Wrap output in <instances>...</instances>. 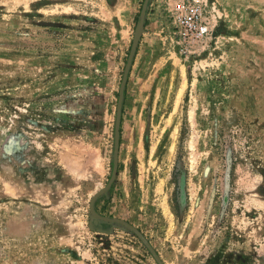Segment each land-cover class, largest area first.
Here are the masks:
<instances>
[{"label": "rangeland", "instance_id": "374dc122", "mask_svg": "<svg viewBox=\"0 0 264 264\" xmlns=\"http://www.w3.org/2000/svg\"><path fill=\"white\" fill-rule=\"evenodd\" d=\"M197 1L208 33L185 52L166 17L165 91L139 137L120 122L94 208L164 264H264V0ZM105 12L0 0V264H158L89 210L131 45L109 82Z\"/></svg>", "mask_w": 264, "mask_h": 264}, {"label": "crops", "instance_id": "0c3cea01", "mask_svg": "<svg viewBox=\"0 0 264 264\" xmlns=\"http://www.w3.org/2000/svg\"><path fill=\"white\" fill-rule=\"evenodd\" d=\"M103 1L106 3L105 16L112 22L114 36L108 51L99 60V66L103 68L106 80L114 83L131 43L141 0ZM173 13L174 8L168 0L148 1L143 29L124 88L121 119V127L129 126L137 132V137L147 125L148 115L158 106L157 99L165 91V30L169 28L166 17Z\"/></svg>", "mask_w": 264, "mask_h": 264}, {"label": "water", "instance_id": "95a60500", "mask_svg": "<svg viewBox=\"0 0 264 264\" xmlns=\"http://www.w3.org/2000/svg\"><path fill=\"white\" fill-rule=\"evenodd\" d=\"M148 1L149 0H143L141 10H140L139 19H138L136 27L133 31V37H132L130 49L128 52V56L126 58V63H125L124 69H123L122 78H121V82H120V86H119L118 100H117V107H116V117H115V128H114L115 140H114V156H113L112 174H111L110 179L107 182V184L102 189H100L99 191L94 193V195L91 197V199L89 201V210H90V213L96 219L106 221V222L119 223V224L127 227L128 229H130L141 240V242L145 245V247L149 250V252L153 256V258L156 260V262L158 264H164L162 262V260L160 259L159 255L156 253L154 248L149 243V241L145 238V236L136 227H134L130 223L123 221L121 219L111 218V217H106V216L100 215L94 208V202L96 201V199L99 196L104 194L109 189V187L111 186L112 182L114 181L116 173H117L119 133H120L121 110H122V101H123V97H124V88L126 85L128 72H129V69H130L131 64H132L133 56L135 54L136 46H137L138 40L140 38L142 29H143L145 12H146Z\"/></svg>", "mask_w": 264, "mask_h": 264}, {"label": "built area", "instance_id": "2783aa9c", "mask_svg": "<svg viewBox=\"0 0 264 264\" xmlns=\"http://www.w3.org/2000/svg\"><path fill=\"white\" fill-rule=\"evenodd\" d=\"M173 21L183 51L194 43H201L208 33L204 7L197 0H178L174 4Z\"/></svg>", "mask_w": 264, "mask_h": 264}]
</instances>
